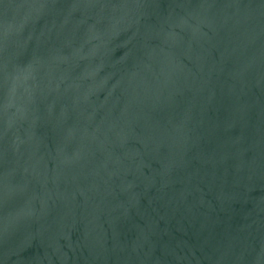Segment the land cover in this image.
<instances>
[{"label":"water","instance_id":"1","mask_svg":"<svg viewBox=\"0 0 264 264\" xmlns=\"http://www.w3.org/2000/svg\"><path fill=\"white\" fill-rule=\"evenodd\" d=\"M0 264H264V0H0Z\"/></svg>","mask_w":264,"mask_h":264}]
</instances>
